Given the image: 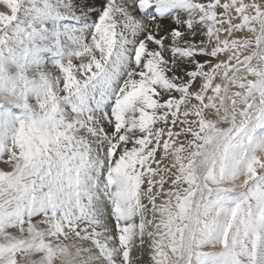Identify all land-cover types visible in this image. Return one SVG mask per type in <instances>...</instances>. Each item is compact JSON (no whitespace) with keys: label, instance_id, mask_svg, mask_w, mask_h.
<instances>
[{"label":"snow or ice","instance_id":"snow-or-ice-1","mask_svg":"<svg viewBox=\"0 0 264 264\" xmlns=\"http://www.w3.org/2000/svg\"><path fill=\"white\" fill-rule=\"evenodd\" d=\"M0 264H264V0H0Z\"/></svg>","mask_w":264,"mask_h":264}]
</instances>
